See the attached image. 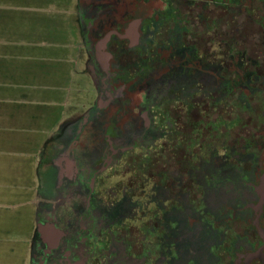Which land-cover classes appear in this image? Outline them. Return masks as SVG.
Here are the masks:
<instances>
[{"label": "flooded vegetation", "instance_id": "af4514ba", "mask_svg": "<svg viewBox=\"0 0 264 264\" xmlns=\"http://www.w3.org/2000/svg\"><path fill=\"white\" fill-rule=\"evenodd\" d=\"M87 8L99 86L29 264H264V0Z\"/></svg>", "mask_w": 264, "mask_h": 264}, {"label": "crops", "instance_id": "0c3cea01", "mask_svg": "<svg viewBox=\"0 0 264 264\" xmlns=\"http://www.w3.org/2000/svg\"><path fill=\"white\" fill-rule=\"evenodd\" d=\"M23 1L26 0H19ZM83 2H77L80 12ZM34 12H13L6 17L7 21L0 16V33L19 32L30 38L28 42L18 43L17 47L25 50L15 53L16 57L48 66L47 70H38L39 74L32 71L29 77L34 79L31 82L25 77L17 78L13 94V89L2 90L0 83V264H29L40 215V207H33L40 199L36 190L37 175L43 164L48 165L49 155L55 158L53 144L62 146L65 141L63 135L60 140L59 135L58 138H49V135L59 132V124L67 133L72 130L74 120L72 112L67 116L63 114L68 95L63 83L66 74L54 69L64 61L56 54L59 41L50 43L42 36H33L42 33L33 25L35 19L41 20L33 18ZM9 131L14 133H3ZM70 142L74 146V140Z\"/></svg>", "mask_w": 264, "mask_h": 264}, {"label": "rangeland", "instance_id": "374dc122", "mask_svg": "<svg viewBox=\"0 0 264 264\" xmlns=\"http://www.w3.org/2000/svg\"><path fill=\"white\" fill-rule=\"evenodd\" d=\"M94 0H84L81 4V12L79 11L78 0H26L19 2V0L8 1L0 0V16L4 17L3 20L7 21L6 17H10L13 12H21L22 14L30 12V10L35 11L34 17L41 19L40 21H34L33 25L37 26L36 30L42 31V33H34V37L42 36L46 41L52 43L58 42L57 57L62 58L64 61L61 65H55L54 69L58 70L64 75V85L67 88V103L64 110V115H68L71 112L74 114V127L75 119L82 115V113L89 108L94 100L98 90V81L91 68L92 59L85 50V41L82 37L83 35V23L82 16L84 9ZM14 3H17L16 5ZM20 18H17V20ZM30 21V20H29ZM28 21V22H29ZM19 23L18 25H21ZM25 24V23H24ZM28 24V23H26ZM49 33L50 36H48ZM54 36V38H53ZM66 41H61V39H67ZM62 39V40H63ZM24 40L26 42L30 41L29 36L24 37V33L19 32H1L0 33V83L2 90L13 89V85L16 84L17 78L25 77L30 82L34 77H29L32 71L38 73L41 69L47 70L48 66L42 65L37 61L30 62L29 60L18 59L15 55L17 52H24V47L18 48V43ZM35 42H38L37 40ZM75 44V47H74ZM81 44V47L79 46ZM28 49H26L27 51ZM47 50V49H46ZM15 57V58H13ZM39 74V73H38ZM16 89L11 90L12 94ZM11 94V93H9ZM2 105H0L1 107ZM66 116L64 120H66ZM59 124L58 131L56 133H51L49 138L59 135V140L62 138L64 128ZM74 130V129H73ZM6 134H13L14 132H3ZM59 143V142H58ZM57 146L59 144H56ZM53 144V150L56 152L60 150ZM74 150L73 152L76 153ZM55 158L49 155L48 165L43 164L40 167L37 175V186L36 190L40 196L36 206L43 207L45 202L54 203L57 198V191L59 186V173L55 166ZM40 163V162H39ZM61 196V194L59 193ZM31 196V195H30ZM62 197V196H61ZM74 198H72L73 200ZM71 200V201H72ZM61 201V200H57ZM63 207L65 209L63 210ZM58 214L60 221L66 220L68 216L73 217L74 212L64 205ZM51 206L48 205V211H50ZM68 215V216H67Z\"/></svg>", "mask_w": 264, "mask_h": 264}, {"label": "water", "instance_id": "95a60500", "mask_svg": "<svg viewBox=\"0 0 264 264\" xmlns=\"http://www.w3.org/2000/svg\"><path fill=\"white\" fill-rule=\"evenodd\" d=\"M50 226H51L52 228H55L56 230H58V229L55 227V225H53V224H50V225L47 226V225L42 224L41 222L38 224V229H39V230H42V228H44V227H50ZM51 227H50V228H51Z\"/></svg>", "mask_w": 264, "mask_h": 264}]
</instances>
